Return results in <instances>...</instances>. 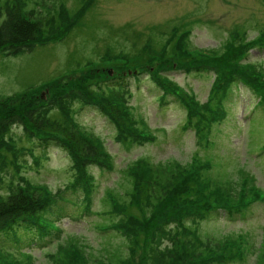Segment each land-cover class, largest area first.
<instances>
[{"label":"rangeland","instance_id":"rangeland-1","mask_svg":"<svg viewBox=\"0 0 264 264\" xmlns=\"http://www.w3.org/2000/svg\"><path fill=\"white\" fill-rule=\"evenodd\" d=\"M20 2L44 29L31 51H0V97L27 93L0 111L18 110L23 119V108L41 115L46 106L47 120L0 133V158L9 162L0 194L21 187L49 222L44 227L56 230L38 249L1 251L0 264H151L155 243L172 246L163 228L151 240L154 221L178 208L173 199L160 205V191L146 201L140 183H166L175 165L185 183L200 169L199 181L214 183L221 207L246 214L198 223L217 250L241 249L214 264H264V111L253 92L264 87V0ZM142 49L155 56L147 62L153 79L144 73L126 87L104 83L117 71H141L129 68L145 58ZM221 89L232 91L230 100L217 95ZM107 99L119 107L120 117L108 113L114 127L102 114ZM68 121L83 131L80 139L97 143L99 158L83 165L69 144H32ZM198 128H211L208 145ZM252 183L255 190H245Z\"/></svg>","mask_w":264,"mask_h":264},{"label":"trees","instance_id":"trees-1","mask_svg":"<svg viewBox=\"0 0 264 264\" xmlns=\"http://www.w3.org/2000/svg\"><path fill=\"white\" fill-rule=\"evenodd\" d=\"M1 6L3 8V18L0 21V51L6 56L31 51L35 47L34 44H38V39L44 29L41 25L42 22L33 19L31 14H26L23 9V3H21L20 0H4ZM178 36L181 37L182 34L179 33ZM138 56L145 58H142V61H140L141 58H139V62L133 63L129 70H137L138 67L141 71L131 72L130 74L124 72L119 73L117 71L111 76H106L104 78V83L112 85L120 84L121 87H126L130 78H133V81L138 83L139 80L143 78L142 75L144 73L148 74L149 77L153 79V73L148 71L147 62L153 61L155 56H152L144 49H142V52H140ZM212 68L214 67L212 66ZM222 70L223 67L219 68L217 70V75ZM153 82L161 88L157 82ZM253 88V92L259 96L257 97L255 95V97L258 98V101H256V108L263 109L264 111V87L258 86ZM218 92L217 95H223L227 100H230L233 94L229 89H221ZM26 94V92H23L14 94L15 97H0V107L7 106L8 102H15L16 98H18L21 103L23 95ZM212 95H214V92ZM161 96V99H163V93ZM107 100L108 103H103L104 110L102 114L114 127L115 120L112 113L120 117L119 107L114 105L115 99ZM82 102L84 103L85 101L83 100ZM210 104L213 106L212 101ZM13 105L14 104H11V107ZM45 107L46 106H44L41 115H33V111L29 107L23 108V119L19 117L20 112L18 110L10 113L7 117L6 114L0 111V133H5L4 131L8 126L18 123L22 124V122L24 124L34 123L36 127L39 126V123H46ZM110 111H112L110 115L111 118L108 116ZM188 124L192 125L193 123ZM135 125L136 120L131 121L130 127L133 128ZM77 127L78 126L74 122L71 123L68 121L65 127H56L54 130L57 132L56 136L54 133L48 132L49 135L37 138L36 143L34 141L32 144L41 147H49L56 144L64 150L69 144L72 148L74 154L73 158L76 160V163L80 162L85 165L86 158H99L102 155V151L97 143L80 139L84 134L83 131H80ZM210 129L198 128V136L204 140L205 145L209 144ZM141 134V136L144 137L151 136L143 130ZM134 135L141 140L138 134ZM262 145L264 149V142ZM5 148L9 149L10 145ZM35 161L38 162V159L36 158ZM8 166L9 162L0 158V174L3 170H7ZM16 166H19V164H16ZM175 166L178 169L174 173H171L172 178L167 179L166 183H159L160 179L156 180V183H140V195L144 194L143 196L145 198H152L155 193L160 191L157 195L159 199H156L160 205L162 203L168 205L171 199H173V203L176 205L175 209L178 208L176 211L172 210L174 212L171 213L167 219H162L157 222L154 221V227L150 232L151 240L154 241V234L158 233L159 230L163 228L164 234L167 233L169 236L168 238L171 239L172 246L171 248L166 246L160 249L158 246L159 244L155 243V248L152 249L151 264H214L229 260L237 251L239 255H241L240 247L231 245L228 247L232 248L230 252L217 250V243L207 238L203 239L201 237L202 233L200 234L198 231L197 225L200 221L214 218V216L222 218V215H224L227 218H233L234 215H238L243 218L246 214L242 213V211L237 213V211L241 209H236L235 207H221L225 202L217 199V190L215 189L214 183L199 181L198 176L200 175V169L197 171L198 176L193 183H185L182 182L183 179L179 176L181 171L179 166ZM5 174L8 175V172ZM1 183H3V177L0 175V187ZM255 187V184L252 183L248 188L245 187V190L251 189L252 192L255 190ZM20 188L21 187H18V190L10 191L5 195L0 194V253H3L1 252L3 250L30 252L35 248L38 249L51 239L52 235L50 234L56 230L51 227H44L45 224L48 225L49 222L43 220L41 217L38 205L32 200V198H34L33 195L31 196L29 194L26 196L27 191H20ZM146 199V201H148V198ZM157 213L161 214V209H158ZM165 216L167 217V214ZM152 219H154L153 216ZM165 221L166 224H164ZM189 223L192 224L190 225ZM170 250L176 254V257L171 258L169 256ZM167 253L169 256L168 259L164 257ZM210 254L215 255L209 256Z\"/></svg>","mask_w":264,"mask_h":264}]
</instances>
